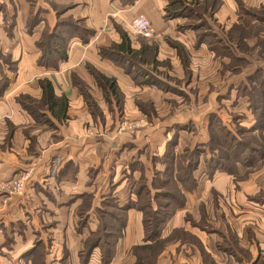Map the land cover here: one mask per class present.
Here are the masks:
<instances>
[{
  "label": "rangeland",
  "instance_id": "374dc122",
  "mask_svg": "<svg viewBox=\"0 0 264 264\" xmlns=\"http://www.w3.org/2000/svg\"><path fill=\"white\" fill-rule=\"evenodd\" d=\"M214 2L186 0L188 8L196 10L199 16L195 14L196 11L190 13L185 10L182 14L176 13L172 18H165L167 2L161 18L168 20L182 17L186 18L184 23L200 22L209 34V44H217L219 52L198 40V32L201 31L194 33L195 46L203 44L211 53L191 54L181 41L167 35L162 40L173 51L166 48L160 52L159 41L155 39L158 38L154 31L157 24L155 20L154 23L151 20L154 33L150 39H146L131 30L129 20L118 17L120 22H113L114 32L119 35L120 32H126L132 48L140 49V42L146 44L145 55L136 59L140 62L136 65L152 75L154 81L146 82L144 75L139 79L127 75L129 79L125 84L117 74L101 71L94 64L83 61L85 71L80 75L71 73V81L81 96V102L79 105L72 102L69 121H51L43 113L45 109L38 108L39 113L34 115L38 119L31 116L28 125L19 128L10 124L5 127L8 130L7 140L10 131L20 129L24 133L26 150L32 155V158L29 156L30 161L37 157L34 150L58 142L61 130L74 136L72 138L75 142L70 148L73 151L94 144L88 154L80 153L78 157V160L85 162L87 158L90 161L91 165L85 170L83 186L91 192L83 191L74 195L82 200L74 212L79 214L78 226L85 225L84 217L89 215L92 206L87 208L88 201L96 196V207L93 210L96 228L101 217L100 222L105 220L111 235L104 238L107 253H112L108 264L115 257L117 245L124 240L125 223L131 207L140 215L144 241L146 234L153 228L158 233L152 240H147L149 244L145 249L129 246L127 250L132 258L129 256V261L124 264H156L158 260L159 264H264V228L259 225L264 224V221L254 214L242 212L244 210L238 206L241 199L264 200V128L260 130L253 127L256 119L246 96V89L251 86L249 79L264 74V22L249 17L243 11L250 9L264 15V2L251 6L239 2L238 19L228 24L225 20L223 23L217 21L214 14L221 2L217 0L213 8H209V4L213 5ZM75 6L73 1L67 0H0V31L3 33L0 32L1 88L13 83L23 68L26 41L39 52L34 63L43 67L37 64L41 51L36 42L43 33L53 32L57 20H80L81 24L88 27L84 15ZM52 17L55 19L53 26ZM118 18L116 20L119 21ZM179 28L184 30V26ZM203 37L199 39L204 41ZM114 43L118 42L108 41L98 46V55L121 68L112 59L101 55L102 48L113 51L111 47ZM70 47L69 41L67 57ZM52 56L56 58L55 54ZM61 62H58L56 69ZM92 70L113 79L118 93L101 88L91 74ZM26 92H16L13 97L22 109L18 99H27L25 102L32 106L35 105L27 97L38 99L31 92ZM69 128L82 134V137L77 138L75 133H69ZM234 139L239 144L241 142L257 148L263 155L257 156L248 151L241 157L243 145L239 146ZM66 158L53 164L51 162L52 169L42 172V175L47 174L38 177L39 180L52 177L54 183L62 179L75 181L78 165ZM188 164L193 165V170L186 168ZM180 165L184 168L182 171H179ZM183 175H186L188 181L182 189L176 177ZM220 176L229 180L225 185L228 191L208 185L207 181ZM204 179L206 185L201 187ZM16 182H21V190L16 188ZM119 186L132 195L125 204H120L118 200L116 191ZM41 189L49 194L50 185L42 186ZM195 189L198 194L193 197L190 209L184 216V226L163 235L162 229L167 221L178 209L184 207L186 194ZM26 190H30V194L38 191L32 185V180H29L27 172L18 173L0 184V203L8 205L11 197L24 196ZM42 191L40 194H43ZM136 192L141 195L138 197ZM136 204L145 205L144 211L139 210ZM44 213L46 225L40 227L50 228V214ZM144 219L148 220L147 225H144ZM118 222H125L122 229L118 227ZM251 232L256 234L257 250L242 244L241 237L245 245H248ZM90 234L87 239L96 235L89 237ZM44 236L45 239L35 241V245L43 240L47 251L42 245L41 250L35 253V260L30 258L32 254L25 256L33 264H43L46 255L50 258L56 256L52 246L60 243L55 241L50 230L44 231ZM96 249L102 264V249ZM65 252L63 249L62 259ZM84 252L83 247L79 252L80 264L88 262V255ZM224 252L226 255H223ZM0 255L2 264H16L9 260L7 251H0ZM84 255L86 259L82 263L81 256Z\"/></svg>",
  "mask_w": 264,
  "mask_h": 264
},
{
  "label": "crops",
  "instance_id": "0c3cea01",
  "mask_svg": "<svg viewBox=\"0 0 264 264\" xmlns=\"http://www.w3.org/2000/svg\"><path fill=\"white\" fill-rule=\"evenodd\" d=\"M67 1H73L76 4L74 8L84 15L86 24L93 29V35L88 39L87 43H82L78 38H72L70 40L71 47L69 48L70 51L67 60L61 62L56 70L37 66L34 60L39 52L36 48H33V45H30L26 41L27 50L24 51L25 53L23 55V68L19 70L15 81L13 83L10 82L7 87H3L0 93V184H4L18 173L22 174L27 172L29 180H32V185L38 189L36 194H30V190H26L24 196L14 195L9 200L8 205H2L0 203V251H7L9 260L16 264H33L32 257L36 255L35 253L41 250L42 245L45 246V249L47 248L43 240L45 239L44 231L48 232L49 230L52 231V237L55 238V241L60 244L52 246L54 249L52 251L56 253V256L50 258L49 255H46L44 263L80 264L79 252L85 247L84 239L97 229L96 218L93 213L97 199L94 195V198L88 201L87 208L89 209L92 204L91 210L89 211V215L86 214L87 217L86 215L84 217L86 221L85 225L79 227V214L74 212V209L80 205L82 200L81 197L77 198L74 195L82 193L83 191L91 192L87 191L88 187L85 188L83 186L84 180L86 179V167L91 164L86 157V163L78 160V157L80 153L88 154L90 149L94 148V144L86 145L77 151H73L70 148L72 143L75 142V139L72 138L74 136L66 134L61 130L59 133L61 139L56 143L49 144L46 148L34 150V154L37 157L30 161L29 156L32 158V155L26 150L25 136L20 129H15L13 132L10 131V138L7 140L8 136L6 137V134L8 130L5 127L12 124L20 128L22 125H28L32 118L30 114L18 106L13 98L15 93L29 91L35 98H40L42 90L38 84V79L47 78L52 82L55 95H64L67 98V118L65 120L69 121L72 102L76 105H79L81 102V96L71 81V73L80 75V73L84 72L83 61L94 64L101 71H111V73L117 74L121 77L122 80H120L127 84L129 77L123 72V69L115 67L108 60L102 59L98 55L97 50L98 46L108 41H120V35L113 30V22H120L118 17L130 21L134 15L142 13L150 22L153 20L154 23L155 20L157 24L154 31L157 33L156 37L158 38H154L159 41L160 52L166 48L169 51H173L167 45L168 43L162 40L167 35L170 38L181 41L191 54L205 55L206 51L211 53L203 44L195 46L196 37L193 29H185L186 27H184V30H182L179 28L185 24L186 18L175 17L168 20L161 18L165 8L164 6L167 3L166 0H135L130 5H124L119 0ZM241 1L247 6L258 5L264 2V0H220L221 4L214 14L217 21L223 23L225 20V23L228 24L238 19V7L240 8L239 2ZM213 6L209 4V8H213ZM117 18L119 21L116 20ZM54 23L55 19L52 17V26ZM0 26H2L1 22ZM43 113H46L51 121L58 122L49 112L45 111ZM71 128H69L70 131L68 130L69 133H75L77 138L82 137V134L80 135L79 132H74ZM4 139L5 141H3ZM65 156H67L66 159H72L78 165L75 181L62 179L60 182L55 181L54 183L52 177L39 180L40 177L47 174L44 173L42 175V172L48 171L50 167H53L51 162L53 164ZM228 181V179L220 176L212 179L210 182L207 181V183L210 187H215L221 191H228L225 188ZM47 184L50 185V189H48L49 194L44 193L41 189L42 186ZM205 185L206 179L202 181L201 187ZM196 190L186 194L184 207L178 209L171 219L167 221L165 227L162 229L163 235H166L168 232L170 233L173 229L184 226V216L190 209V203L193 197H196L198 194ZM41 191L43 194H40ZM116 193L119 196L118 200L120 204H125L130 197L132 198V195L120 186L117 188ZM238 206L241 210H244L242 212L254 214L259 220L262 219L264 221V200L241 199L238 201ZM44 212H49L50 214V228L40 227L46 225L44 223L46 217ZM140 219L139 213L131 207L128 210V219L125 223L124 240L117 245L115 257L110 264H124L125 261H129L130 252L127 250L129 246L149 244L148 241L143 240ZM259 225L264 228V224ZM5 233V238H3ZM249 237L247 241L248 245H245V240L243 241V237H241L242 244L249 249L257 250V246L255 247V232H251ZM42 238V242L39 244L36 243L35 245V241H39ZM96 248L92 249L91 255L87 259L88 262L86 263L85 261L84 264H101ZM63 249L66 252L62 259ZM28 254H32L30 256L32 260L25 259V256ZM223 255H226L225 252ZM2 261H0V264L3 263ZM156 264H159V260Z\"/></svg>",
  "mask_w": 264,
  "mask_h": 264
},
{
  "label": "trees",
  "instance_id": "16d2710c",
  "mask_svg": "<svg viewBox=\"0 0 264 264\" xmlns=\"http://www.w3.org/2000/svg\"><path fill=\"white\" fill-rule=\"evenodd\" d=\"M119 1L124 5H130L133 4L135 0H119ZM166 1L168 2V4L165 8V16H164L165 18H170V17L172 18L176 15V13L182 14L184 13L185 10L190 11V13L196 11L188 8L189 6L186 4V0H166ZM214 1L215 2L213 5H215L217 0ZM243 11H245V13L249 17L253 16L257 21L264 22V15L258 14L256 13V11H251L250 9H244ZM195 14L199 16L197 11ZM183 26L193 28V30H195V33H197L196 31H201L198 32L199 33L198 40L200 42H204L206 45H208L211 42L209 41V34L204 30L205 25L200 24V22H192V24H190L189 22L183 24ZM52 30H53L52 33H48V34L43 33V35L40 37L41 39L39 38L38 41L36 42L37 47L41 51V56L40 59L37 61V64L43 67H51L55 69L58 66V62L67 59L66 50L69 41L72 38H78L82 43H87L88 39L93 35L91 29L88 28L84 23L81 24L80 20L74 21L72 19L57 20V23L54 25V28ZM202 35L204 36L203 37L204 41L199 39L202 37ZM140 46H141L140 49L132 48L126 32H120V42L112 44L111 48H113V51H109L111 49L107 50V48H102L101 55L112 59L113 62L116 65L120 66L127 75L131 76L134 79H139L138 77L142 78L144 75L145 77L144 79H146V82L154 81L152 75L148 74L146 71L144 72L140 66L136 65L138 62L136 61V59L141 58V56L145 55L146 44L144 42H140ZM209 47L210 48L214 47L216 50L218 49L217 44L215 45L209 44ZM217 52L219 51L217 50ZM52 54H55L56 58H53ZM47 62L49 64H45ZM138 63L140 64V62ZM91 74L93 75V77L95 78V80L97 81V83L101 88L103 87L105 89L106 88L110 89L111 92L114 94L118 93L117 87L113 79L107 78L97 70H92ZM144 79L142 81H144ZM249 81L251 83V86L249 87V89H246L248 90L246 92V96H248L251 111L253 115H255V119H256L253 127L257 129L260 128L261 130L264 128V74H260L257 76L254 75L249 79ZM38 84L42 90L41 97L38 99H33V98L31 99L29 96L27 97L30 99L29 100L30 103L32 102L37 108L35 106H32L31 104L30 105L27 104L25 102V100L27 99L20 98L18 99V101L23 107V109L36 119H38V116H34V115H37L39 113V111L37 113L38 108L45 109V111L49 112L50 115L53 118L57 119L58 121H63L64 119H66L67 98L64 95L61 96L55 95L53 91L52 82L47 78L38 79ZM74 84L78 85L76 82H74ZM2 88L0 87V93ZM82 94L84 96H87L86 94H84V92H82ZM234 141L238 143L239 146L243 145V149L240 150L241 157H243V155H245V153H247L248 151L255 153V155L257 156L263 155V153L260 152V150H258L257 148H252L251 146H247L246 144H242L241 142L239 144V142L235 139ZM188 163H190V161ZM186 168H188V170L189 169L193 170V165L188 164V166L186 165ZM183 169L184 168L181 167L180 165L179 171H182ZM186 181H188L186 175H183L181 177L180 176L176 177V182L181 185L182 189L185 187V184L187 183ZM136 195L139 197L141 194L136 192ZM138 202L139 200L137 201V203ZM178 205L180 206V204ZM136 207H138L139 210L144 211L145 205L138 206L136 204ZM100 220H99V226H97L96 231L92 232L89 237L94 236V234L96 235L88 239L86 238L85 240L84 254L86 253V256L88 255L89 257V254H91L93 248L100 247V249H102L101 251L102 264H108L111 259L112 253L110 252L107 253V250L105 248V245L107 243L104 238L110 237L111 235H109L108 233L107 230L108 226L105 220L103 219L101 222ZM147 221L148 220L144 219L143 221L144 225L145 223L147 225ZM160 222H164V221H160ZM124 223L125 222L120 224L118 222L117 225L119 228H121L124 226ZM157 233L158 231L156 232V229L153 228L146 234L145 240L146 241L152 240V238ZM146 246L147 245H143L139 247L145 249ZM81 257L83 263L84 258L86 259V257L85 255L84 257L83 256ZM32 259L35 260L34 256L32 257ZM43 264H45L44 261Z\"/></svg>",
  "mask_w": 264,
  "mask_h": 264
},
{
  "label": "built area",
  "instance_id": "2783aa9c",
  "mask_svg": "<svg viewBox=\"0 0 264 264\" xmlns=\"http://www.w3.org/2000/svg\"><path fill=\"white\" fill-rule=\"evenodd\" d=\"M129 26L133 32L141 34L146 39H150L154 33L150 20L142 13L134 15L129 21ZM15 185L21 190V182H16Z\"/></svg>",
  "mask_w": 264,
  "mask_h": 264
}]
</instances>
